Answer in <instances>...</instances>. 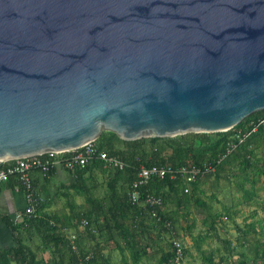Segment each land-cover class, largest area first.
I'll use <instances>...</instances> for the list:
<instances>
[{
  "label": "water",
  "instance_id": "obj_1",
  "mask_svg": "<svg viewBox=\"0 0 264 264\" xmlns=\"http://www.w3.org/2000/svg\"><path fill=\"white\" fill-rule=\"evenodd\" d=\"M263 110L264 0H0V162Z\"/></svg>",
  "mask_w": 264,
  "mask_h": 264
},
{
  "label": "rangeland",
  "instance_id": "obj_2",
  "mask_svg": "<svg viewBox=\"0 0 264 264\" xmlns=\"http://www.w3.org/2000/svg\"><path fill=\"white\" fill-rule=\"evenodd\" d=\"M114 143L119 149L125 148L117 139ZM257 159H263L261 151ZM241 160L232 158L219 178L201 179L196 189L186 186L189 192L186 189L180 192V206L174 203L165 207V212L173 220L172 232L159 233L154 229V222L149 221L151 235L141 233L136 238L137 249L148 253L141 264H158L163 251L169 249L174 239L184 243L186 251L179 264H211L209 258L213 264H264V191L256 171L244 168ZM115 173L113 167L104 164L93 171V175L87 176L95 203H88L87 197L80 192L65 189L66 185L75 181L71 171L62 169L51 177L42 175L43 178L36 183L39 212L57 216L60 219L58 232L70 242L78 241L76 244L81 253H103L109 264H134L128 242L115 229L109 231L106 226L105 218H109L108 208L111 205L109 183ZM249 177H256L258 182V196L253 204L245 203L244 192L240 190L241 186L250 189ZM118 185L128 188L123 180ZM195 197L205 205L197 204ZM14 198L15 209L17 201L25 202L22 193H14ZM11 210L14 212V209ZM89 211H95L90 227L85 224L87 219L83 216ZM133 221L130 217L126 222L131 231ZM99 225H102L103 231L99 230ZM21 235L26 245L37 253L41 264H69V257L74 254L64 244L57 246L44 241L33 226L23 230ZM224 241L231 243L230 250H226ZM11 244L8 228L1 224L0 249Z\"/></svg>",
  "mask_w": 264,
  "mask_h": 264
},
{
  "label": "trees",
  "instance_id": "obj_3",
  "mask_svg": "<svg viewBox=\"0 0 264 264\" xmlns=\"http://www.w3.org/2000/svg\"><path fill=\"white\" fill-rule=\"evenodd\" d=\"M115 139L123 143L125 148H117L114 143ZM95 144L101 151L107 152L109 156L117 159L123 167L111 166L96 159L83 168L69 169L68 171L72 172L75 181L66 185L65 189L80 192L87 197L88 203H95L92 189L87 184V176L93 175V171L104 164L113 167L116 173L113 181L109 183L111 205L108 208L109 218H105L106 226L109 231L115 229L121 238L128 242L134 264H141L143 258L148 255L146 250L137 249L136 242L138 241L136 238L141 233L151 235L149 221L154 222L152 223L154 229L159 233L172 232L173 220L165 212V207L174 203L180 206V192L187 189L186 186L190 185L196 189L201 179L219 178L232 158H242L241 165L244 168L256 171V176L258 181L261 180V188L264 191V110L251 115L239 126L226 133H200L177 138H145L136 141H124L113 132H104ZM259 151H261L263 159H257ZM260 161L261 164H258ZM143 166L176 169L197 167L201 169L202 173L192 183H186L181 175L176 178L171 176L155 177L148 186L142 188L141 200L134 203L130 198V191ZM56 172L57 169H52L44 177H51ZM36 173L42 175L39 172ZM121 180L126 183L127 189L119 187L118 183ZM247 181L251 184L250 189L241 186L240 190L244 192L245 203L253 204L258 196V182L256 177H249ZM34 185L36 188V184ZM3 186L13 190L19 188L20 191L24 192V188L17 177H12L8 182L0 184V193ZM148 194L160 198L162 206L147 204ZM195 200L197 204L205 205L201 199L195 197ZM39 207L37 218L26 217L20 223H16L11 215H0V224H4L11 231L15 242L14 246L0 249V264H41L37 253L26 245L21 235L23 230H27L31 226L35 227L38 234L47 243H54L57 246L64 244L73 252L71 242L66 239L67 237L63 233L58 232L60 219L57 216L40 214ZM94 214L95 211H89L83 215L87 219L89 227L92 224ZM130 217H133L134 220L132 231L126 224ZM99 230L103 231L102 225H99ZM176 240L174 239L169 244V249L163 251L158 264H176V247L174 245ZM76 243L78 244V241ZM182 244L184 247V243ZM224 244L226 250H230L231 243L224 241ZM183 250L185 254V247ZM73 253L69 257V264H109L103 253L83 254L79 251V247ZM208 261L213 264L210 258Z\"/></svg>",
  "mask_w": 264,
  "mask_h": 264
},
{
  "label": "built area",
  "instance_id": "obj_4",
  "mask_svg": "<svg viewBox=\"0 0 264 264\" xmlns=\"http://www.w3.org/2000/svg\"><path fill=\"white\" fill-rule=\"evenodd\" d=\"M96 159L104 161L111 166L123 167L117 159L109 156L107 152L101 151L95 142L73 151L49 152L38 156L0 162V184L8 182L12 177H17L24 188L26 206L22 211L13 216L14 221L20 223L25 217L37 218L39 216V199L34 185L33 173L39 172L43 176H47L52 169H58L59 167L66 170L76 167L83 168L89 162ZM201 173V169L197 167L176 169L157 166L147 168L143 166L140 169L137 179L133 183L130 191V198L134 203L139 202L142 198V188L148 186L155 177L164 178L166 176H171L176 178L181 175L182 178L186 180V183H192ZM16 190L20 191L19 188ZM186 192L188 193L189 189H186ZM146 203L151 206H162L161 199L152 194L147 195ZM85 224H88V221H85ZM174 245L176 247L175 262L179 264L184 258V247L182 242L178 240L174 242ZM71 246L73 251L76 252L78 250L75 241H71Z\"/></svg>",
  "mask_w": 264,
  "mask_h": 264
},
{
  "label": "crops",
  "instance_id": "obj_5",
  "mask_svg": "<svg viewBox=\"0 0 264 264\" xmlns=\"http://www.w3.org/2000/svg\"><path fill=\"white\" fill-rule=\"evenodd\" d=\"M62 169H64V168L59 167L57 169V172H60ZM33 178H34V182L36 184L37 181H40L43 178V176L38 174V173H33ZM14 193H22L23 197L25 199V194L22 191H17L16 189L13 190V189H9V188H6V187H4L1 190V193H0V215H11V216H13V214H16L17 212H19V210L21 211V210H23L25 208L26 199H25V202L17 201V204H18L19 208L17 207V209H15ZM11 209H14V212H12ZM8 236H11L12 244L10 246H13L14 240H13V237H12V233H11V231L9 229H8ZM10 246H8V247H10Z\"/></svg>",
  "mask_w": 264,
  "mask_h": 264
}]
</instances>
